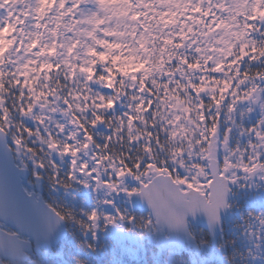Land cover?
Returning <instances> with one entry per match:
<instances>
[{
    "label": "snow or ice",
    "instance_id": "snow-or-ice-1",
    "mask_svg": "<svg viewBox=\"0 0 264 264\" xmlns=\"http://www.w3.org/2000/svg\"><path fill=\"white\" fill-rule=\"evenodd\" d=\"M0 264H264V0H0Z\"/></svg>",
    "mask_w": 264,
    "mask_h": 264
},
{
    "label": "rangeland",
    "instance_id": "rangeland-1",
    "mask_svg": "<svg viewBox=\"0 0 264 264\" xmlns=\"http://www.w3.org/2000/svg\"><path fill=\"white\" fill-rule=\"evenodd\" d=\"M209 179H211V177L209 176ZM202 183H204L203 181H202Z\"/></svg>",
    "mask_w": 264,
    "mask_h": 264
}]
</instances>
